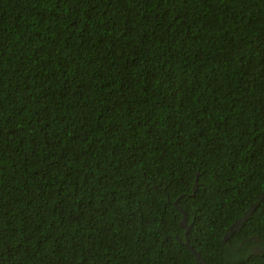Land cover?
I'll return each instance as SVG.
<instances>
[{"label": "trees", "instance_id": "1", "mask_svg": "<svg viewBox=\"0 0 264 264\" xmlns=\"http://www.w3.org/2000/svg\"><path fill=\"white\" fill-rule=\"evenodd\" d=\"M0 264H264V0H0Z\"/></svg>", "mask_w": 264, "mask_h": 264}, {"label": "water", "instance_id": "2", "mask_svg": "<svg viewBox=\"0 0 264 264\" xmlns=\"http://www.w3.org/2000/svg\"><path fill=\"white\" fill-rule=\"evenodd\" d=\"M185 222H186V220H185V217H184V214H183V218H182V220H181V226L184 227V228H186V232H187V228H188V227H186V223H185ZM232 229H233V226L230 227L229 231H232ZM195 257H196L197 259L202 260V258L200 257V255H199L198 253H195Z\"/></svg>", "mask_w": 264, "mask_h": 264}, {"label": "flooded vegetation", "instance_id": "3", "mask_svg": "<svg viewBox=\"0 0 264 264\" xmlns=\"http://www.w3.org/2000/svg\"><path fill=\"white\" fill-rule=\"evenodd\" d=\"M257 248L259 249V250H262L259 246H257ZM255 250L257 251V249L255 248Z\"/></svg>", "mask_w": 264, "mask_h": 264}]
</instances>
